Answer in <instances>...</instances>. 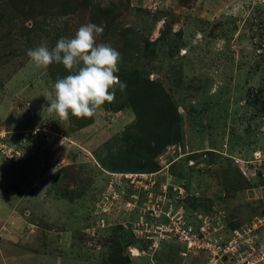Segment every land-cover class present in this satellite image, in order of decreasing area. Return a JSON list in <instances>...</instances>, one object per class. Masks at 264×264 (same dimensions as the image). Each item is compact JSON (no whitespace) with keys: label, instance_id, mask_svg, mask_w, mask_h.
Segmentation results:
<instances>
[{"label":"rangeland","instance_id":"obj_1","mask_svg":"<svg viewBox=\"0 0 264 264\" xmlns=\"http://www.w3.org/2000/svg\"><path fill=\"white\" fill-rule=\"evenodd\" d=\"M81 2L0 0V264H228L234 230L264 234V0ZM89 22L178 110L155 155L127 89L47 111L70 73L27 51Z\"/></svg>","mask_w":264,"mask_h":264},{"label":"clouds","instance_id":"obj_2","mask_svg":"<svg viewBox=\"0 0 264 264\" xmlns=\"http://www.w3.org/2000/svg\"><path fill=\"white\" fill-rule=\"evenodd\" d=\"M102 33L103 27L89 22L73 37H61L51 49L41 45L27 51L36 69L60 63L70 73L58 78L53 91L44 94L50 104L47 111L60 120H67L69 114L91 118L106 102H114L117 88L123 92L127 87L116 75L120 53L106 43H97Z\"/></svg>","mask_w":264,"mask_h":264},{"label":"trees","instance_id":"obj_3","mask_svg":"<svg viewBox=\"0 0 264 264\" xmlns=\"http://www.w3.org/2000/svg\"><path fill=\"white\" fill-rule=\"evenodd\" d=\"M85 0H82L84 5ZM52 5V4H51ZM52 7V6H51ZM132 76L127 80V90L129 92V101L133 110L138 116L137 128L142 131L141 136H149L153 143V151L150 155L158 153L166 144L170 143L174 138L180 135V116L173 101L165 95L164 90L155 81H149L141 76L140 73H130ZM159 86L164 95L159 92L152 91V88ZM153 127L149 130L148 127ZM158 130H165L159 136ZM147 131H152L151 134ZM152 147V146H151Z\"/></svg>","mask_w":264,"mask_h":264},{"label":"built area","instance_id":"obj_4","mask_svg":"<svg viewBox=\"0 0 264 264\" xmlns=\"http://www.w3.org/2000/svg\"><path fill=\"white\" fill-rule=\"evenodd\" d=\"M251 231V229H236L233 231V238L224 249L220 243L219 248L230 253L231 261L229 260L228 264H264V241H260L264 238V234L263 236L252 234Z\"/></svg>","mask_w":264,"mask_h":264}]
</instances>
